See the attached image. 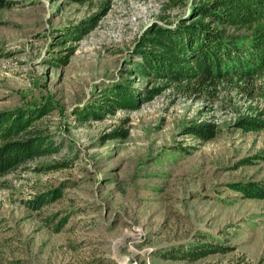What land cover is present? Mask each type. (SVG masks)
Returning <instances> with one entry per match:
<instances>
[{"label":"rangeland","instance_id":"rangeland-1","mask_svg":"<svg viewBox=\"0 0 264 264\" xmlns=\"http://www.w3.org/2000/svg\"><path fill=\"white\" fill-rule=\"evenodd\" d=\"M10 1L0 8V111L47 109L37 123L60 150L0 175V264H264V199L234 188L264 180V130L234 127L248 104L235 89L188 95L175 84L135 110L78 113L114 84L161 85L136 70L139 38L187 9L170 0ZM93 19L81 40L62 44H76L67 65L48 62L65 52L52 50L65 29ZM201 121L219 133L203 141L186 132ZM120 128L128 136L111 138ZM53 188L63 190L54 201L26 205ZM61 218L60 231L46 224ZM201 239L229 250L164 257Z\"/></svg>","mask_w":264,"mask_h":264},{"label":"trees","instance_id":"trees-1","mask_svg":"<svg viewBox=\"0 0 264 264\" xmlns=\"http://www.w3.org/2000/svg\"><path fill=\"white\" fill-rule=\"evenodd\" d=\"M12 2L0 0V8L10 7ZM170 2L175 7L187 9V14L179 16L177 21L155 22L148 27L139 38L135 55L141 60L135 62L136 70L163 83L151 89L114 84L105 90L101 103L78 112L80 119L100 120L120 109H138L175 84L188 95L213 97L222 87L231 86L248 103L244 114L234 121V127L245 132L264 130V0ZM96 22L93 19L91 24L81 22L65 29L57 42L61 47L52 49L65 52L51 55L52 60L48 62L56 66L67 65L76 44H62L69 40L78 42L96 26ZM230 26L245 28L250 32L249 37L228 35L226 28ZM46 111L45 108L0 111V175L60 150L48 127L37 123ZM186 132L207 141L219 133V126L215 122L201 121L189 126ZM111 135V138L124 139L128 131L120 128ZM234 188L245 197L264 199V180L238 182ZM62 191V188H53L49 194L40 193L25 203L30 208L40 209L60 197ZM63 223L64 218L46 222L54 231H60ZM228 250L229 247L221 243L201 239L199 243L173 249L164 257L195 261Z\"/></svg>","mask_w":264,"mask_h":264}]
</instances>
